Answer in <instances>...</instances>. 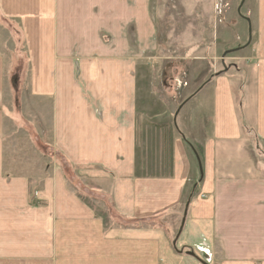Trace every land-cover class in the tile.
Masks as SVG:
<instances>
[{"label": "rangeland", "instance_id": "374dc122", "mask_svg": "<svg viewBox=\"0 0 264 264\" xmlns=\"http://www.w3.org/2000/svg\"><path fill=\"white\" fill-rule=\"evenodd\" d=\"M51 1L54 2L51 7L58 3L57 0ZM44 4V0H34L29 3L24 1L21 6L34 11L31 13L35 18L31 21L34 28L31 26L30 29L35 32L29 38L28 29H24L27 22L18 19L17 16L10 15L11 18L7 19L0 14L3 26L2 47L6 68L11 75L6 77L7 85L11 87L12 92V96L6 92L5 113L11 118L8 121H13V124L10 122L11 127L9 126L8 130L11 131L12 128L19 130L14 136H11V132L6 136V139L11 137L14 140L9 144V148L5 147L4 171L1 173L3 178L1 180L4 181L0 183V199L6 198L1 204L3 209H8L18 201L21 214L33 218L49 217L53 224L59 205L68 197H73L79 205L82 204L94 212V221L99 223L100 235L98 230L74 232L77 225L72 220L75 218L69 217L68 226L71 232L70 235L66 234L68 244L80 246L88 237L100 236L106 239L113 231L115 236L112 235L110 240L103 243L108 246L109 254L125 258L128 261L125 264H200L198 260L203 262L208 260L207 264H264V242H260V239L258 242L250 240L241 235L242 220H234L220 234L215 231V226L216 224L222 226L223 221L216 220L221 215L217 214L216 218L210 220L208 213L205 218V214L196 209L192 215L194 222L191 221L192 224L188 226L192 233L183 230L179 237V240L183 241L176 244L179 251L173 249L172 242L181 227L183 212L189 198L191 197L189 204L197 208L198 203H205L206 196H209L199 191V186L203 183H200L191 195L193 187L199 180V170L195 157L186 145L193 174L188 178L187 173L184 175L182 172L181 181L170 180L174 174L173 141L178 137L174 132L172 120L179 106L205 83L215 79V75L223 74L224 67L228 68L237 62L242 68L254 69L262 64L258 61L264 59V50L261 49L264 39V14L259 13V0H149L153 35L148 42L141 43L140 28L133 26L121 28L113 42L120 48L118 54L125 55L131 62L133 83L136 84L131 98V117L128 118L130 126L128 134L131 139L127 141L130 143L127 150L131 151V154L127 152L123 154L124 156L118 155L121 153L119 150L116 153V150L111 152L107 149L99 150L100 154L96 152L94 156L85 154L82 156L83 154L79 152L85 153V150L80 148H85L88 143L84 136L83 140H72L75 132L68 133V139L63 142L66 144L65 150L60 141H56L58 132L52 130L51 133L49 129L52 112L50 102L32 97L29 91L31 64L28 59V46H38L39 39L43 40L41 37H44L45 33L44 16L40 9ZM95 5L103 7L101 4ZM91 6L94 5L83 1L85 9ZM51 11L53 35L51 39L52 44L57 45L56 39L59 38L55 32L59 30L60 22L56 17V10ZM14 13H17L15 9ZM87 14L89 12L83 11V17L85 16L83 31L85 37L94 38L95 30L91 29L92 22ZM104 20L101 17L100 23ZM101 28V42L111 43L107 33L112 30L107 25ZM124 38L126 45H123ZM83 46L85 51L83 62L87 64L86 40ZM246 46L248 49L243 51ZM240 47L241 51H234ZM90 68L89 65L88 69L83 68L82 71L83 99L89 104L93 96L88 74ZM249 71L253 76L252 70ZM21 91L24 93L23 108H20ZM193 105L194 103L190 106L187 103L182 108L178 116V126L185 133L194 135L196 143L199 144L201 140L197 137L200 135L199 131L192 129ZM85 106L89 107L86 104ZM87 108L84 107V114L89 110ZM94 115L95 108L92 110V116ZM117 126L121 127L124 124ZM71 128L72 125L69 126V131ZM195 149L200 154L199 147L195 146ZM97 156L108 162L100 164ZM245 160L248 167L252 165L250 159L245 157ZM119 176L131 178V181L136 178H144L141 180L147 181L146 186L128 191L119 198L120 203L132 201L133 204H136V201L131 197L137 198L138 203L133 209L130 207L120 211L114 203L116 200L111 191L116 182H123L119 180ZM6 180L12 183L21 180L26 187L19 186L20 184L11 185ZM59 180L61 182H58ZM182 187L183 192L180 191ZM65 189L67 193H61V190L64 192ZM137 211L141 213L136 217L134 215ZM136 220L143 222L139 224ZM137 232H143L144 236L136 237ZM54 237L53 233L52 238L48 236L43 240L38 238L36 244L32 243L40 247L38 252H32L34 263L60 264L66 260L68 254H75L68 250L63 253L64 258L58 262V252L56 258L54 244V253L51 256L46 254ZM73 237L77 240L72 239ZM238 239H244L242 242L244 247L240 245L239 249H235V240ZM255 243L257 245H254ZM223 244L228 246L229 256ZM43 245L45 248L42 253ZM182 249L196 252L198 260L181 253ZM173 256L177 258L174 260L175 263L171 259ZM20 261L21 256H14L13 259L4 257L1 264H20ZM89 264H93L92 257ZM118 264L123 263L120 261Z\"/></svg>", "mask_w": 264, "mask_h": 264}, {"label": "crops", "instance_id": "0c3cea01", "mask_svg": "<svg viewBox=\"0 0 264 264\" xmlns=\"http://www.w3.org/2000/svg\"><path fill=\"white\" fill-rule=\"evenodd\" d=\"M24 1L29 3L34 0H0V14L7 19L17 16L18 19L27 22L24 29H28L27 37L29 38L35 32L30 29L31 26L34 28L31 21L35 18L31 15L34 11L21 7ZM44 1L45 4L40 9L44 16L45 33L44 37H41L43 40L39 39L38 46H28V59L31 64L29 91L32 97L50 102L51 117H53H50L49 129L51 133L52 130L58 132L57 140H55L57 142L59 140L65 150L66 144L63 142L68 139L69 132H75L71 137L72 140H83L85 137L88 143L85 148H80L85 150V153L84 151L79 152L83 154L82 156L84 154L94 156L96 152V154H100L99 150L102 149L111 150V152L116 150V153L119 150L121 153L118 155L124 156L123 154H127V149L130 147V143H127L131 139L128 134L130 132L128 118L131 115V98L136 84L133 83L131 62L125 55L118 54L120 48L113 41L119 35L121 28L133 26L140 28L141 43L148 42L153 35V23L149 16V0H57L58 3L55 7H51L54 3L51 0ZM83 1L94 6L85 9ZM95 4H101L103 7L99 5L97 7ZM14 9L17 13H14ZM52 9L56 10V17L60 22L59 30L55 32L56 37L59 38L56 39L57 45L52 44L51 39L53 36L51 35L52 24L50 21ZM258 9L259 13L263 15L264 0H259ZM83 11L89 12L87 17L92 22L91 29L95 30L94 38L85 37ZM101 17L105 19L103 23H100ZM103 25H107L112 30L107 33L109 41H111L109 44H103L100 40V29ZM74 29L75 34H73ZM94 33L92 34L94 35ZM124 33L126 35L127 32ZM2 35L3 26L0 22V183L4 181L1 180L3 179L1 173L4 171L5 147L9 148V144H12L14 140L11 137L6 139L7 133L11 132V136H14L19 131L14 128L11 131L8 130L13 121H8L11 118H8L5 113L4 103L6 92L11 96L12 92L11 87L7 85L6 77L10 73L6 68ZM85 40L88 46V51L85 54L87 64L83 62ZM123 41V45H126L125 38ZM247 46L249 47V45ZM247 46L243 51L248 49ZM241 48L234 49V51H241ZM261 49L264 50V39ZM120 57L122 58L119 59ZM261 60L264 59H259L258 62L262 64L254 69L242 68L237 62L229 65L228 68L224 67L223 74L215 75V79L205 83L185 101L183 107L187 103L189 106L194 103L191 121L194 124L192 129L199 131L200 135L197 136L198 139H201L199 144L196 143L194 135L185 133L178 126V116L183 107L176 116H173L172 126L178 137H175L173 141L174 174L170 180L181 181L182 172L184 175L187 173L188 178L193 174L185 148L187 146L195 157L199 170V180L193 187L191 195L200 183L203 184L199 186V191L209 195L206 196L205 203H198L197 208L189 204L183 227L186 232L192 233L188 230L190 228L188 226L194 222L192 215L196 209L201 214L204 213L205 218L208 213L210 220L216 218L217 214L221 215L216 220H222V226L218 224L215 226V231L220 234L234 220H242L243 230L240 234L250 240L258 242L260 239V242H264V176H262L264 173V62ZM89 65L91 70L88 74L93 89L90 104L83 99L82 79L83 68L88 69ZM250 69L253 76L249 73ZM23 96L24 93L21 91L20 108H23ZM84 107L89 109L85 114ZM94 108L96 115L92 116ZM69 109L74 110L70 111ZM121 123L124 126H117ZM180 123H182L181 120ZM70 125L72 128L69 131ZM195 146L199 147L200 154L196 151ZM128 153L131 154V151ZM218 154L220 155L218 156ZM245 157L252 163L249 167L246 165L247 163L245 164ZM97 160L100 164L108 162L100 157ZM262 160L263 162H261ZM109 163L111 162L109 161ZM141 179L144 178H136L131 181V178L119 176V180L123 182H116L114 189H111V194H114L116 200L114 203L120 211L130 207L133 209L138 203V199L134 197L131 198L136 201V204H133L132 201L120 203L119 198L128 191L138 190L143 185L146 186L147 181ZM6 181L11 185L20 184L19 186L26 187L21 180H16L13 183L9 180ZM161 182L169 183L171 181ZM66 190L64 192L61 190V193L66 194ZM183 190L184 187L180 191L183 192ZM5 201L6 198L0 199V264L4 257L13 259L14 256H21L20 264H36L32 261V252H38L40 247L33 244H36L35 241L38 238L41 240L47 236L52 238L53 233L55 237L50 249L46 250V254L51 256L54 253L53 244L55 245L56 258L58 252V262L64 258V252L71 250L75 253L74 255L68 254L66 260L60 264H89L90 257H92L93 264H118L120 261L125 264L128 262L121 256L115 257L113 254H109L108 246L103 243L105 240H110L112 235L115 236L113 231H111L112 234L107 235L106 239H102L100 236L99 238L88 237L82 241L80 246L68 244L69 239L66 238V234L70 235L71 232L68 226L70 224L69 217L70 219L75 218L72 220L77 225L74 232L83 233L85 230L87 232L98 230L100 235V226L98 227L99 223L94 221V212L83 207L82 204L79 205L73 197H68L64 203L59 205L53 224L49 217L33 218L27 214H21L18 201L8 209H3L1 204ZM76 213L77 215H73ZM140 213L137 211L134 216L137 217ZM136 223L140 224L142 221L136 220ZM137 233L136 237L144 236L143 232ZM62 237L63 240H61ZM72 239L77 240L74 237ZM243 240H235L234 248L239 249L240 245L243 248ZM181 241L179 240L177 243ZM223 246L229 256L228 246L224 244ZM44 248L45 245H43L42 253ZM171 259L175 263L174 260L177 258L173 256Z\"/></svg>", "mask_w": 264, "mask_h": 264}, {"label": "water", "instance_id": "95a60500", "mask_svg": "<svg viewBox=\"0 0 264 264\" xmlns=\"http://www.w3.org/2000/svg\"><path fill=\"white\" fill-rule=\"evenodd\" d=\"M185 103H186V102H184L183 104L180 105V107H179V109H178L176 115L178 114L179 110L183 107V105H184ZM200 169H201V166H200ZM190 199H191V197L189 198V200H190ZM189 200H188V203L186 204V206H185V210H184V212H183V217H182L181 227H180V229H179V231H178V233H177V235H176L174 241L172 242V245H173L174 247H176V242H177V240H178V238H179V236H180V234H181V232H182V230H183V226H184V224H185V220H186V216H187V210H188V207H189ZM181 252H182V251H181ZM185 254H186L187 256H190V257H193V258L197 259V256H196L192 251L186 252Z\"/></svg>", "mask_w": 264, "mask_h": 264}, {"label": "trees", "instance_id": "16d2710c", "mask_svg": "<svg viewBox=\"0 0 264 264\" xmlns=\"http://www.w3.org/2000/svg\"><path fill=\"white\" fill-rule=\"evenodd\" d=\"M142 222H143V221H142ZM174 238H175V237H174ZM183 252L186 253V252H188V251H185V250L183 249Z\"/></svg>", "mask_w": 264, "mask_h": 264}, {"label": "flooded vegetation", "instance_id": "af4514ba", "mask_svg": "<svg viewBox=\"0 0 264 264\" xmlns=\"http://www.w3.org/2000/svg\"><path fill=\"white\" fill-rule=\"evenodd\" d=\"M249 44H250V43H249ZM249 44H248V45H249Z\"/></svg>", "mask_w": 264, "mask_h": 264}]
</instances>
